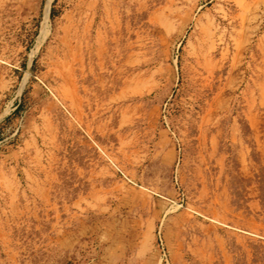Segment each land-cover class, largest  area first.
I'll list each match as a JSON object with an SVG mask.
<instances>
[{"label":"rangeland","instance_id":"rangeland-1","mask_svg":"<svg viewBox=\"0 0 264 264\" xmlns=\"http://www.w3.org/2000/svg\"><path fill=\"white\" fill-rule=\"evenodd\" d=\"M0 264H264V0H0Z\"/></svg>","mask_w":264,"mask_h":264},{"label":"trees","instance_id":"trees-1","mask_svg":"<svg viewBox=\"0 0 264 264\" xmlns=\"http://www.w3.org/2000/svg\"><path fill=\"white\" fill-rule=\"evenodd\" d=\"M52 15H54V13L52 12Z\"/></svg>","mask_w":264,"mask_h":264},{"label":"bare ground","instance_id":"bare-ground-1","mask_svg":"<svg viewBox=\"0 0 264 264\" xmlns=\"http://www.w3.org/2000/svg\"><path fill=\"white\" fill-rule=\"evenodd\" d=\"M49 5V4H48Z\"/></svg>","mask_w":264,"mask_h":264}]
</instances>
